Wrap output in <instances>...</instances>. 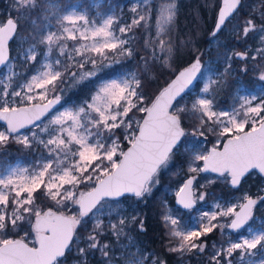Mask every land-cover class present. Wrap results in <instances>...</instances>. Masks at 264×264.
<instances>
[{
    "label": "snow or ice",
    "instance_id": "obj_1",
    "mask_svg": "<svg viewBox=\"0 0 264 264\" xmlns=\"http://www.w3.org/2000/svg\"><path fill=\"white\" fill-rule=\"evenodd\" d=\"M9 6L15 15L0 19V264H168L137 239L145 216L129 209L147 203L174 160L187 161L175 196L189 211L217 181L240 192L254 171L264 176V0H208L216 11L203 49L198 28L180 35L178 0L137 2L129 21L100 4L94 16L65 0ZM165 71L170 79L149 92ZM249 73L252 89L238 79ZM233 81L232 103L222 107L217 98ZM69 87L90 97L65 106ZM13 144L39 155L13 164ZM203 173L215 175L197 184ZM213 206L191 227L161 202L166 253L198 264H264V219L256 216L264 195L244 191ZM228 229L241 234L209 247L210 234Z\"/></svg>",
    "mask_w": 264,
    "mask_h": 264
},
{
    "label": "trees",
    "instance_id": "obj_2",
    "mask_svg": "<svg viewBox=\"0 0 264 264\" xmlns=\"http://www.w3.org/2000/svg\"><path fill=\"white\" fill-rule=\"evenodd\" d=\"M117 4L118 6L125 1L129 0H109ZM208 0H178V28L181 36H185L187 33L192 32L195 33L197 28L199 29L198 36V46L200 48H207L209 46V33L211 29L214 27V19H215V9H210L206 7V3ZM218 4L219 0H215ZM251 2V0H249ZM10 0H0V9H3V12L0 14V18H6L8 13L15 15L12 12L10 6ZM247 11V9H245ZM137 36H141L140 31L137 32ZM142 43V39L140 41ZM255 41L249 40L248 44H254ZM230 45L235 44L234 42L229 41ZM248 45H244L243 47H247ZM238 50H242L240 45L236 44ZM215 52V48L213 49ZM205 59V58H204ZM187 61V54H185L182 58L178 59L176 62L177 67L185 66ZM128 66H134V62H129ZM236 66L239 68L240 62H237ZM244 82L253 86L256 84V81L253 77V74L249 73L247 76L241 75ZM173 78V77H171ZM170 79V75L167 71L163 72L159 78L152 82V87L149 88V92L154 91L156 88L163 86L165 80ZM91 87V86H90ZM232 90H226L222 92V97L219 98L221 104H228L230 102V94ZM68 96L75 100H82L88 98L90 96L89 89L81 90L80 87L71 88L68 91ZM214 137L208 136L206 142H209L211 145L214 141ZM212 146V145H211ZM18 146L11 145L7 149V156L11 160L14 159L17 155L26 156L29 152L18 151ZM31 154V153H29ZM33 157L36 159L38 157V153H32ZM6 156V157H7ZM187 174V161L186 158L181 155L178 159L174 160L169 170L165 171L160 180V184L154 189L152 197H150L146 204L141 203L136 205V211H139L145 216V224L147 228V232L144 234H140L137 236V239L141 242L142 246H144L147 250L155 252L157 255H160L168 260V264H181L184 261L191 262L192 264H198L197 258H193L191 256L184 257L183 261H180L178 255L168 254L165 251V244L167 241V237L165 236V229L161 222V202H166L168 207L173 208L177 212H181L182 215L188 214V211L182 210L175 204V196L170 195L169 192L174 188L181 185L182 181L186 178ZM262 179L264 177L260 175L253 176L252 174L244 182L247 185L249 182L252 184L250 189L252 191L259 190L260 186H262ZM208 191H212L210 195L218 196L222 195L223 197H229L236 193L235 190L231 189L228 185L221 181H217L216 184L210 185L207 188ZM260 192V191H259ZM38 202L42 205L46 203L45 198L42 194L37 193ZM264 212V211H263ZM136 235V233H133ZM209 246L216 240L222 242L224 237L218 230L214 231L207 238Z\"/></svg>",
    "mask_w": 264,
    "mask_h": 264
},
{
    "label": "rangeland",
    "instance_id": "obj_3",
    "mask_svg": "<svg viewBox=\"0 0 264 264\" xmlns=\"http://www.w3.org/2000/svg\"><path fill=\"white\" fill-rule=\"evenodd\" d=\"M65 2L80 4V5H84L85 7H89L91 9V15H93V16L95 15L97 9L94 8V7H92V6L95 5V4H100L102 6L101 9H100L101 12H103V13L106 14L109 11V9H111L112 11H115L118 15H122L123 16V19L125 21H129L130 18H131V16H132V13L129 10L130 7L133 4L137 3V2H142V0H129L128 2L125 1L124 3L120 4L119 6L117 4H115V3H113V2H110L109 0H65ZM152 3H153V6L154 7L155 6H158L159 0H152ZM2 12H3V9H0V14ZM0 19H5V18H0ZM152 24H153V27H154V20L152 21ZM255 43L256 42H254V44H251V45L255 46ZM230 46L236 47V44H233V45H230ZM15 47H16V45L15 44H12V42H11V55L12 56H15V54H16L15 53V50H14ZM213 53H214V51H213ZM205 59L207 60L208 57H205ZM128 67L130 69L131 68H134V66H131V67L128 66ZM2 72H3V69L0 71V73H2ZM238 79H239V81L243 85L247 86L249 89H252L253 88V86H249V85H247L244 82V80L242 79V76H240ZM257 83L258 82L256 81V84ZM201 86H202V82H201ZM236 87H237V83L235 81H233L232 88H231L232 92L230 94V97L231 98H230V102L228 104H221L220 103L219 98L222 97V93L218 96V98H217L218 99V102H219V104L222 107H227L228 105H230L232 103V95L234 94ZM70 89H71L70 87L67 88V90L64 93V98L62 100V104H65V106L78 105V104L82 103L83 100L87 99V98H85V99H82V100H75L73 98H70L68 96V91ZM2 124L3 123L0 122V125H2ZM201 140H202V147L203 148H210V146L212 145V144L210 145L209 142L203 141V138H201ZM6 159H8L9 161H11L13 164L19 163L21 165H28V164L32 163L35 160V158L33 157V154L32 153L31 154L28 153L26 156H24V155H17L12 160L10 158H8V156H7ZM209 175L214 176L215 174H208V173L201 174L200 177H198L197 184H203V183H205V177H207ZM252 175L255 176L257 174L254 172V173H252ZM183 181H182V183H183ZM182 183H181V185H182ZM262 183L263 184H262V186H260L259 190L261 188H264V179H262ZM181 185H179L178 187H176L173 190H171L169 192V194L170 195L173 194L175 196L176 191L178 190V188ZM251 186H252V184L250 182L247 185H245L243 183L240 192H236L235 194H233L232 196H229V197H223L222 195H218V196L210 195V193L212 191L211 190L210 191L207 190L210 193L206 197V200L205 201H202V202H199L197 204V206L194 209H192L191 211L188 210V214H186V215H182L181 212H177V211H175L171 207H170V209H172V211L177 214L178 218L181 219V221H182L183 224L189 225L191 227H196L197 226L196 225V219L198 218L199 212H202V211H214L215 209H214V206L213 205H214V203L216 201L223 202L224 200H231L232 202H235L236 197L239 196L244 191H247L249 194H251L253 196H256L257 194H261V192H259V190L252 191L250 189ZM132 209H136V205H132V207L129 210L131 211ZM263 211H264V207L259 208V210L256 212V216L258 218L257 219V223H259V220L260 219H264V212ZM241 232H243V230ZM240 234L241 233L236 234L235 232H232L230 229L225 230V232L223 233V237H224L223 241L224 240H227L228 237H232L233 239H236V238L239 237ZM214 242L220 243V241H216V240ZM181 264H192V263L191 262H188L186 260V261L182 262Z\"/></svg>",
    "mask_w": 264,
    "mask_h": 264
},
{
    "label": "water",
    "instance_id": "obj_4",
    "mask_svg": "<svg viewBox=\"0 0 264 264\" xmlns=\"http://www.w3.org/2000/svg\"><path fill=\"white\" fill-rule=\"evenodd\" d=\"M10 54H11V42H10ZM2 69H0V71H1ZM174 78V77H173ZM1 123H3L2 121H0ZM210 148H211V146H210ZM258 173V172H257ZM259 174V173H258ZM260 175V174H259ZM261 195H264V193H261ZM175 204H176V206H178V207H180L181 209H183L180 205H178L177 203H176V196H175ZM197 206V205H196ZM183 210H187V209H183ZM232 231V230H231Z\"/></svg>",
    "mask_w": 264,
    "mask_h": 264
},
{
    "label": "flooded vegetation",
    "instance_id": "obj_5",
    "mask_svg": "<svg viewBox=\"0 0 264 264\" xmlns=\"http://www.w3.org/2000/svg\"><path fill=\"white\" fill-rule=\"evenodd\" d=\"M254 172H255V171H254ZM254 172H253V173H254ZM255 173L258 174L257 172H255ZM258 175H259V174H258ZM260 176H261V175H260ZM263 177H264V176H263ZM261 193H262V192H261ZM179 208H180V207H179ZM182 210H183V209H182ZM186 211H188V210H186ZM241 231H242V230H241ZM236 234H238V233H236Z\"/></svg>",
    "mask_w": 264,
    "mask_h": 264
}]
</instances>
